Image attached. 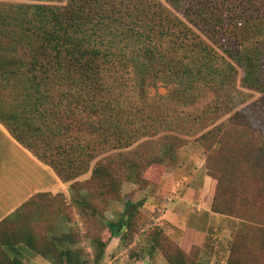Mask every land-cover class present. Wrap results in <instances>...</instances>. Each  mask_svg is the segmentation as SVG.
<instances>
[{"label":"trees","instance_id":"obj_1","mask_svg":"<svg viewBox=\"0 0 264 264\" xmlns=\"http://www.w3.org/2000/svg\"><path fill=\"white\" fill-rule=\"evenodd\" d=\"M159 84L166 93H153ZM242 88L264 100V0H0V122L77 195L88 191L72 206L52 197L35 220L1 222L0 264H27L29 253L101 264L121 226L133 242L136 205L127 219L91 223L93 258L73 231L40 245L34 230L103 215L124 183L177 164L191 137L208 153L211 212L241 223L227 264H259L248 233L264 223V126L239 109ZM169 225L160 218L132 257L204 264L192 255L207 231L187 227L178 243Z\"/></svg>","mask_w":264,"mask_h":264},{"label":"rangeland","instance_id":"obj_2","mask_svg":"<svg viewBox=\"0 0 264 264\" xmlns=\"http://www.w3.org/2000/svg\"><path fill=\"white\" fill-rule=\"evenodd\" d=\"M245 92V102L240 106L246 110L254 109V117L264 126V100L260 93L242 88ZM166 93L167 88L159 84L153 88V93ZM257 109L260 112H257ZM231 114L224 115L221 120L228 118ZM208 153L195 140L189 139V143L179 151L177 164L168 163L157 166L151 173V182H127L122 186V198L118 201H104L101 203L103 215L93 220L82 219L80 215H72L75 219L71 224V231L77 233L82 242L78 245L87 249L91 258L95 255L90 229L92 222L105 227L108 222H119L127 219L132 212L131 207L126 209L127 203L137 206L135 218L141 225L136 231L133 242H124L122 239L123 226L114 234L106 249L105 257L101 264H167L166 261L157 258L140 260L138 256L148 247V233L160 218L170 222L167 234L170 239L178 242L182 240V232L187 227L207 231L205 246L195 248L192 255L204 264H227L231 252L232 241L241 226L237 217L225 214H217L205 210L211 208L212 197L210 195V179L206 174V158ZM90 173L80 179H86ZM88 191L82 190L77 195L70 187L69 204L72 206L77 197L81 199ZM126 228L125 230H127ZM106 236L108 232L105 233ZM248 246L264 252V223L259 225V230L248 233ZM172 241L166 240L164 244ZM254 256L257 257L256 251ZM250 257V255H249ZM259 258V256H258ZM259 264H264L261 257ZM51 262L48 261V264Z\"/></svg>","mask_w":264,"mask_h":264},{"label":"crops","instance_id":"obj_3","mask_svg":"<svg viewBox=\"0 0 264 264\" xmlns=\"http://www.w3.org/2000/svg\"><path fill=\"white\" fill-rule=\"evenodd\" d=\"M42 195L37 198L39 194ZM61 194L69 205L70 185L59 179L54 169L42 162L35 154L15 139L0 122V223L8 219L14 222L23 215L37 218L35 211L47 209L52 197ZM28 203L26 210L23 206ZM211 212V208H207ZM37 229V228H36ZM185 230V229H184ZM71 231L65 215H61L55 229L48 231V226L34 230L41 236L38 243L44 245L53 236H60ZM31 248V246H27ZM27 264H53L48 257L27 255Z\"/></svg>","mask_w":264,"mask_h":264},{"label":"water","instance_id":"obj_4","mask_svg":"<svg viewBox=\"0 0 264 264\" xmlns=\"http://www.w3.org/2000/svg\"><path fill=\"white\" fill-rule=\"evenodd\" d=\"M120 230V229H119Z\"/></svg>","mask_w":264,"mask_h":264}]
</instances>
